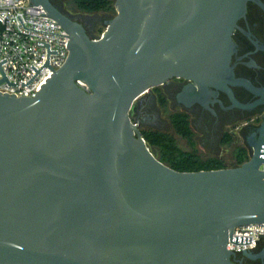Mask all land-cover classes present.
Instances as JSON below:
<instances>
[{
  "label": "water",
  "instance_id": "1",
  "mask_svg": "<svg viewBox=\"0 0 264 264\" xmlns=\"http://www.w3.org/2000/svg\"><path fill=\"white\" fill-rule=\"evenodd\" d=\"M248 2L115 0L93 38L50 0H31L68 37L17 17L23 29L68 38L69 55L53 72L57 51L37 43L46 62L20 86L42 68L51 78L34 98L0 94V264L241 263L226 246L251 244L235 228L264 224V115L247 162L191 173L160 163L131 115L173 79L191 83L185 104L209 89L235 104L229 87L247 83L230 67L232 35Z\"/></svg>",
  "mask_w": 264,
  "mask_h": 264
},
{
  "label": "flooded vegetation",
  "instance_id": "2",
  "mask_svg": "<svg viewBox=\"0 0 264 264\" xmlns=\"http://www.w3.org/2000/svg\"><path fill=\"white\" fill-rule=\"evenodd\" d=\"M52 5L65 17L80 24L92 37L101 21L109 19L102 12L87 13L78 8L74 0H50ZM232 41L235 52L230 67L234 78L247 83L230 86L235 104L222 91L209 89L201 102L185 104L180 96L190 82L173 79L153 89L138 101L133 108L132 121L145 133L158 132L165 128L174 134V116L186 119L194 134L193 141L210 149L227 142H242L247 149L249 140L256 135L264 115V0H249L245 15L236 23ZM198 91V89H197ZM164 118V119H163ZM198 137H197V136ZM156 156L158 151L153 149ZM264 253V237L260 240L254 256ZM240 264H264V255L249 260L238 256Z\"/></svg>",
  "mask_w": 264,
  "mask_h": 264
},
{
  "label": "built area",
  "instance_id": "3",
  "mask_svg": "<svg viewBox=\"0 0 264 264\" xmlns=\"http://www.w3.org/2000/svg\"><path fill=\"white\" fill-rule=\"evenodd\" d=\"M40 9L42 7L33 6L31 0H0V61L6 60L0 67L8 82L16 85L9 87L5 81L2 82L0 84L1 95H12L17 99L34 98L36 92L41 89L40 86L46 83V79L51 78L50 75H53V72L58 71L64 65L69 55L67 49L69 39L61 37L67 34ZM17 17L26 29L61 36L24 30ZM37 43L49 44V51H57V55H49V66L53 72L42 68L27 86L22 87L20 83L26 84L35 75L30 67L33 66L39 70L46 62V48L37 46ZM1 78L3 77L0 73ZM79 85L82 86L80 83ZM260 170L264 171V164L260 166ZM232 237L251 238V244L235 245L228 242L227 251L237 257L242 255V250L254 252L264 237V224L235 228Z\"/></svg>",
  "mask_w": 264,
  "mask_h": 264
},
{
  "label": "trees",
  "instance_id": "4",
  "mask_svg": "<svg viewBox=\"0 0 264 264\" xmlns=\"http://www.w3.org/2000/svg\"><path fill=\"white\" fill-rule=\"evenodd\" d=\"M78 8L87 13L108 12L113 9L108 0H74ZM173 128L177 136L187 143L191 150L194 148V134L189 128L185 118L174 116L172 120ZM143 140L148 147L156 149L157 160L170 169L180 173H191L200 171H214L228 168L222 161L209 159L201 161L194 152H182L176 145L172 137L158 133L140 131ZM229 143V142H227ZM249 160L246 148L240 147L236 150V155L232 167H239Z\"/></svg>",
  "mask_w": 264,
  "mask_h": 264
},
{
  "label": "rangeland",
  "instance_id": "5",
  "mask_svg": "<svg viewBox=\"0 0 264 264\" xmlns=\"http://www.w3.org/2000/svg\"><path fill=\"white\" fill-rule=\"evenodd\" d=\"M113 9L111 11L105 12L104 15L109 17V19L105 21H109L112 18L116 16V11H115V0H108ZM105 31V25L104 21H101V23L98 25V27L94 30L92 37H101L102 34ZM158 90H154L155 92ZM152 92V91H151ZM164 119V118H163ZM140 131H145V127L142 128ZM158 133L166 134L170 137L173 138L175 141L177 147L182 151V152H194L195 155L201 160V161H206L209 159H217L222 161L228 168H232L235 155H236V150L240 147H243L242 142H229L227 144H219L218 148L216 149H210L207 146H202L198 141L194 142V148L193 151L191 150L190 146L185 143L184 140H182L179 136L174 134L170 129L165 128L162 130H156ZM197 136V135H196ZM199 136V135H198ZM197 136V137H198ZM200 137V136H199ZM147 145V144H146ZM149 149H152L151 147H148ZM153 150V149H152ZM250 157V156H249Z\"/></svg>",
  "mask_w": 264,
  "mask_h": 264
}]
</instances>
